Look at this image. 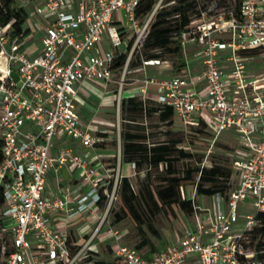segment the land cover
<instances>
[{
  "label": "built area",
  "instance_id": "2783aa9c",
  "mask_svg": "<svg viewBox=\"0 0 264 264\" xmlns=\"http://www.w3.org/2000/svg\"><path fill=\"white\" fill-rule=\"evenodd\" d=\"M139 2L25 0L34 4L31 27L12 36V22L0 26V264L94 261L86 245L72 251L68 234L58 231L51 217L61 212L67 218L91 213L100 203L106 216L118 199L122 177L118 166L107 169L97 155L81 156L70 146L57 148L54 139L64 137L85 151L95 150L97 138L75 109L79 87L87 82L115 83L119 97L123 94L125 70L117 80L113 73L127 67L162 7L160 0L147 15L137 18ZM119 12H124V23L116 19ZM175 34L182 48L190 41L198 45L202 71L193 77H144L137 88L142 106L150 108L152 101L157 112L169 107L185 124L214 128V139L224 130H234L246 152L245 158L232 162L239 183L230 192L226 210L217 203L208 228L191 200L195 229L185 230L178 245L149 259L125 245H117L114 254L122 264H185L190 255L196 256L198 264H264L247 244L259 225L258 214L264 213V72L249 76L247 69L250 61L264 63V0H238L228 17H190L186 28ZM35 36L41 47L30 57L27 49ZM224 50L230 51L225 55L229 73L219 62ZM127 51L123 66L113 67L117 56ZM154 55L142 60L143 65L171 68L163 49H156ZM150 87L156 95L149 96ZM233 87L239 94L231 92ZM135 165L130 163L133 170ZM64 167L78 172L88 187L73 206L69 193L53 199L44 196L47 173ZM229 184L234 185L232 178ZM180 192L185 199L182 188ZM248 198L254 212L244 216V229L236 235L239 205ZM109 233L120 240L118 231ZM205 236L207 242H203Z\"/></svg>",
  "mask_w": 264,
  "mask_h": 264
},
{
  "label": "rangeland",
  "instance_id": "374dc122",
  "mask_svg": "<svg viewBox=\"0 0 264 264\" xmlns=\"http://www.w3.org/2000/svg\"><path fill=\"white\" fill-rule=\"evenodd\" d=\"M24 1L25 0H17V4L24 7L29 14V18L23 24L24 28H28L31 27V21L34 16V4L24 3ZM159 1L160 0H158V2ZM169 1L178 2L180 0H161L160 5H164ZM190 2V17L192 19L201 16L206 19H212L218 16L228 17L229 13L234 11L238 4V0H190ZM123 14L124 12L117 13L116 19L118 22H125ZM171 35V37L176 41V34L173 33ZM154 51L155 50L150 47H141L136 49L133 52L132 58L127 67H122L121 69L114 71L113 74L115 75V80H117L123 75L125 70V84L123 85V91L131 89L136 90V88L140 86V81L146 76L160 78L159 76L162 74L159 73V69L157 67L144 66L140 60V57L142 60H145L146 55L153 53ZM127 54L128 51L126 52V56ZM180 57L181 56L178 57L177 55L170 54L168 52H164L163 54L164 59H167L169 62L174 64L171 70H175V66L179 65ZM165 72L166 71H163V75ZM136 78L139 80L134 84H131V80ZM92 84H95L103 89L107 87L111 88V84L105 86L97 83ZM113 85L115 87L114 89H117L118 85L115 83ZM115 93L117 95L116 106L114 105L115 97L112 96L110 99H107V104L105 105L106 107H104L108 109V112H101L102 115L100 118H102V122H99V125L96 124V120H91L89 116H87L85 106H82V103L79 100L75 101L76 112L80 115L81 119L84 121L93 136L96 137V134H98V132H96L97 129L99 131L104 130L107 133V140H105V142H100L96 147L97 150L101 149L104 151L105 160L103 161V164L107 169H117L118 159L120 162L123 160L121 139L125 131H130L131 133L145 135L147 144L164 142L172 143L173 141H180V143L177 144L176 149L172 150L173 153L169 156V160L173 164L174 173L177 177L183 178L184 172L188 168L193 169L194 171L190 180H184L180 184L184 192L189 191L192 193L196 191L198 172L201 168L209 169L213 166H219L223 169L232 171V161L234 159L233 152L235 150H242L239 140L234 135V130L222 131L216 137V141L212 143L211 136L205 131L203 125L185 124L176 115H173L171 126H168V124L164 121L162 122L157 115L146 113L144 117V115L139 112H125L124 107L121 104V101L126 99L124 95L125 93L123 92L124 94L120 97L118 95V90H115ZM135 101L138 103L140 100L139 98H135ZM209 130L212 132L213 136L215 129L210 127ZM230 135H232V137H229ZM54 141H57V138H55ZM177 149H181L183 153L189 154L190 157L182 158L179 156V153L176 152ZM134 162L136 165L129 182L137 199H139L140 190L145 186L149 187L152 191L166 186V179L169 176L166 174V167L164 164L162 167L154 166L150 165L148 162L139 160L138 158H135ZM110 173L112 174L113 172ZM235 175L237 174L235 173ZM239 178L240 177H238L237 180H239ZM111 179H115V175H112ZM224 182L221 181L220 185H223L226 189L223 193L216 195V202H219L220 200L227 201L230 190L234 189L235 181L234 185H227ZM204 186L208 187L210 184H204ZM118 187H120V181H118ZM117 196L118 199L116 203L112 206L106 216H104L103 205L100 217L104 220L103 223H100L99 220L96 229H100L101 231L105 229V232L110 235L111 239L113 237L109 231H118L121 234V238L119 241L112 239L113 243L118 245L133 246L139 240L138 228L136 223L130 217L122 216L121 200L119 195ZM196 196L198 197V202L202 206L214 203L208 201V199L211 198L206 195L196 194ZM138 210L144 220L142 229L146 236L152 241L155 248H163L177 241L181 237L185 228L186 217L177 206L172 208L161 207V211L154 217L149 216L142 206H138ZM250 212H254V209L252 207V199L248 198L245 202L240 203L239 205L240 220L236 225L239 226L240 229L233 231L236 235H240L242 233L245 226L244 216L246 213ZM115 215H119L121 220H116ZM148 223H150L153 229L157 232V237L153 236L152 232L148 229ZM260 254L262 256L260 261L261 263H264V250H262ZM106 255L103 254L102 256L104 257ZM98 257H100V255H95L92 259L95 260L98 259Z\"/></svg>",
  "mask_w": 264,
  "mask_h": 264
},
{
  "label": "crops",
  "instance_id": "0c3cea01",
  "mask_svg": "<svg viewBox=\"0 0 264 264\" xmlns=\"http://www.w3.org/2000/svg\"><path fill=\"white\" fill-rule=\"evenodd\" d=\"M34 40L35 41L32 42L27 49L30 57H34L36 52L41 47L40 43L38 42V36H35ZM228 53H230V51L228 50H224L219 53V62L222 65L223 71L225 73H229L230 71V64L225 61V55H227ZM177 56L178 57L181 56L179 58L180 59L179 65L175 66V70H171V68L174 65L171 62V68H164L163 70L159 69V73L162 74L161 76H159L160 78H169L174 75L193 77L194 75H197L202 71V60L199 55V47L194 41L188 42L183 48L181 47V54ZM247 69H248L249 76H256L264 72V63H262L261 60H255L254 62L250 61L247 64ZM163 71H166L164 75H163ZM143 75L146 76L145 74ZM138 80H139L138 78L132 79L130 83L134 84ZM110 84H111V88L107 87L105 89L100 88L96 86L95 84L88 83V82L84 83L81 87H79L80 95L77 100H79L82 103V106H85L87 116H89L91 120H96V124L98 125H99V122H102V118H100L102 115L101 112H105V113L108 112L107 111L108 109L105 108L106 107L105 105L107 104V99H110L112 96L115 97L114 105L116 106L117 95L115 93V90L117 89H114L115 88L113 85L114 83H110ZM201 88H202L201 85L197 86V90L199 89V91L202 92L203 89ZM131 90H134V89H131ZM131 90L123 91L125 93V94L123 93L125 95V98L126 99L139 98L140 102H142L139 92L137 91V88L134 91H131ZM231 92L233 94H239L238 89L234 87L231 89ZM148 94L149 96H154L156 95V90L153 87H150L148 89ZM149 102H150L149 104L151 105L150 106L151 110H158V108H156V105H154L152 101H149ZM140 106H142V103ZM150 114L157 115L160 119L159 112L154 111V112H151ZM173 115H176L174 111H173ZM172 117L170 118L171 121H172ZM161 121L163 122V120ZM204 129L211 136L212 143H214L213 141H216V139L212 138L214 137V135L212 136V132L209 130V128L204 127ZM96 132H98V134H96V138H98L97 139L98 145L100 142H105V140H107V133L104 130L99 131L97 129ZM234 135L236 136V133ZM229 137H232V135H230ZM55 138H57V141H54L55 146L57 148L62 147V146H70L74 149V152L78 155L88 156V157L97 155L99 159H101L102 162L105 160L104 151L101 149L97 150L95 148V150L92 152L84 151L78 144L71 143L68 140H66L64 137L58 136ZM160 144L162 143L149 144V146L153 147L155 145H160ZM245 156H246V152L244 150H240V151L235 150L233 152V158H234L233 161L235 159L245 158ZM105 164H108V163H105ZM117 166L119 168L120 176L125 177L128 179V181H130V177L133 175V172H134V170L130 166V163L125 162L124 160L120 162L118 159ZM235 173L237 175H235ZM238 177H239L238 172L233 168L231 171V178L232 180L235 181L234 188L239 183V180H237ZM87 189L88 187L81 183L78 172L64 167L57 172L49 171L47 173L46 178H45L44 196L46 198L53 199L56 197H62L65 193H69L71 196L70 205L73 206L76 200L83 193H85ZM232 190H230V192ZM230 192L228 194V198L230 196ZM219 194H215L214 196H208L209 198H211V199H208V201H211L212 203L214 202L215 204L213 203V204H207V206H202L197 200L198 197L196 196V191L192 193H190L189 191L184 192L185 199L193 200L196 206L199 208V217L204 221V225L206 228H208L210 225V217H212L216 213L217 203L221 206L223 210H226L227 201H224V200H220L219 202L215 201L216 195H219ZM102 209H103V204L100 203L94 207L93 212L76 215L72 218H67L64 212L56 213L52 215L51 222L53 223L54 227L58 231L66 232L68 234L72 251H77L78 249L86 245L85 248L91 254L92 257H95V255H100L98 259H95V260L93 259L94 261H99L104 264H122L114 254V250L116 249L118 244L113 243L112 241L113 238L111 239L110 235H108L105 232V229H103L104 231L103 230L101 231L100 229L99 230L96 229L99 223V220L101 218L100 213L102 212ZM180 211L186 217L185 218L186 219L185 228L182 232V235H183L185 230L195 229V219H194L193 213L188 214L182 210ZM115 216H116V220H119V221L121 220L120 216H117V215ZM126 217H129V216H126ZM137 228L139 232V240L133 246H129V247L135 249L139 254H141L144 258H147V259L151 258L154 253L162 249H165L168 246L178 245L182 237L181 235V237L177 241L163 248L157 249L154 247L152 241L146 236L145 232L142 229V226L139 227L137 225ZM238 229H240L239 226L235 225L233 230L236 231ZM150 232L152 231L150 230ZM152 234L155 237L158 236L157 232L155 234L152 232ZM207 241H208V238L205 236L203 238V242H207ZM103 254L104 255L108 254V255L103 257L102 256ZM185 264H198L196 260V256L194 255L188 256L185 261Z\"/></svg>",
  "mask_w": 264,
  "mask_h": 264
},
{
  "label": "trees",
  "instance_id": "16d2710c",
  "mask_svg": "<svg viewBox=\"0 0 264 264\" xmlns=\"http://www.w3.org/2000/svg\"><path fill=\"white\" fill-rule=\"evenodd\" d=\"M158 0H140L139 5L135 9V15L137 18H143L147 15L155 6ZM172 4H169L171 3ZM169 6V7H167ZM190 0H180L178 2L169 1L162 5L158 11L153 23L150 26L149 32L144 39L141 47H150L154 50L163 49L164 52H168L174 55L181 54V47L179 41H176L171 37L173 33H176L182 29H185L190 22ZM29 18L27 10L17 4V0H0V26L10 25L11 35L20 33L23 28V24ZM140 47V48H141ZM154 52L147 54L146 59L154 57ZM126 54H120L117 56L113 67L119 68L123 66L125 62ZM140 60L142 61L141 57ZM142 102H136L133 98L123 99L121 104L124 107L125 112L136 113L139 112L145 115L157 110H151L150 108L144 109L140 106ZM160 113V119L171 126L170 118L173 115V111L169 107H164ZM122 158L125 162L131 163L135 158L148 162L150 165L160 166L163 164L166 167V174L169 177L166 179V186L152 191L149 187H144L139 192V199L133 193L131 185L127 178L122 177L120 179L119 197L121 200V212L122 216H129L140 227L144 224L142 215L138 210V206H142L149 216L154 217L161 211V207L172 208L177 206L180 210L191 214L193 212L192 201L181 198V182L184 180H190L194 174L193 169H186L184 177H177L174 173L173 164L169 160L172 150L176 149L177 144L180 141L164 142L160 145L150 147L146 142L145 135L131 133L125 131L122 136ZM1 147V143H0ZM182 158H189L190 155L183 153L181 149L176 151ZM1 161V151H0ZM231 178V171L223 169L219 166H213L209 169L201 168L198 172V183L196 184V194H202L206 196H214L215 194H221L225 191L226 187L221 184V181L229 184ZM204 184H210L205 187ZM3 204L2 190L0 189V206ZM141 208V207H140ZM119 216V215H117ZM259 225L250 233L248 246L256 252V259L261 260L262 256L260 251L264 250V213L258 214ZM149 230L154 234L152 225L147 224ZM92 264H104L99 261H93Z\"/></svg>",
  "mask_w": 264,
  "mask_h": 264
},
{
  "label": "water",
  "instance_id": "95a60500",
  "mask_svg": "<svg viewBox=\"0 0 264 264\" xmlns=\"http://www.w3.org/2000/svg\"><path fill=\"white\" fill-rule=\"evenodd\" d=\"M11 76L15 81H17V76L14 73H12Z\"/></svg>",
  "mask_w": 264,
  "mask_h": 264
}]
</instances>
